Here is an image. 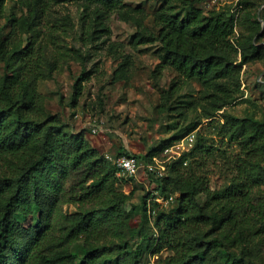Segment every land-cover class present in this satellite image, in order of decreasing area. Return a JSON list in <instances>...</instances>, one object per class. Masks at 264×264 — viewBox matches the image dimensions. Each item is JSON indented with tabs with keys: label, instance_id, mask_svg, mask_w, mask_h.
<instances>
[{
	"label": "trees",
	"instance_id": "trees-1",
	"mask_svg": "<svg viewBox=\"0 0 264 264\" xmlns=\"http://www.w3.org/2000/svg\"><path fill=\"white\" fill-rule=\"evenodd\" d=\"M8 1L0 0V20L9 26L0 36V264H140L145 249L170 250L161 264H248L249 229L262 222L257 233H264V120L224 114L215 123L221 142L238 147L228 163L217 165L220 174L229 172L218 187L207 159L221 145L198 129L201 120L144 155L133 153L152 161L171 141L198 129L192 147L167 164L165 175L150 174L155 191L142 197L146 213L153 198L156 231L134 246L135 230L128 234V228L136 210L128 205L135 191L124 188L128 179L84 130L65 129L63 114L47 110L40 89L69 58H78L79 49L59 41L67 29L50 20L51 0H13L20 14L6 13ZM89 1L98 6L97 25L108 31L109 14L124 1ZM197 1L161 0L153 13L157 31L134 37L136 44L160 42L164 64L180 76L171 90L194 77L212 86L236 70V54L246 63L264 48L254 38L262 23L251 18L264 1L238 0L240 17L229 5L205 12ZM241 22L249 31L236 36ZM85 34H91L88 25ZM89 78L82 69L72 105ZM122 154L130 153L116 155ZM171 195L167 205L156 201ZM69 202L76 211H64ZM79 241L82 252L72 249Z\"/></svg>",
	"mask_w": 264,
	"mask_h": 264
},
{
	"label": "rangeland",
	"instance_id": "rangeland-1",
	"mask_svg": "<svg viewBox=\"0 0 264 264\" xmlns=\"http://www.w3.org/2000/svg\"><path fill=\"white\" fill-rule=\"evenodd\" d=\"M119 9L112 11L106 21L105 31L96 23L95 2L89 0H51L50 20L60 29L59 41L79 49L78 58H69L55 73L54 78L42 81L40 89L48 96L46 108L61 112L66 121V130L85 131V137L103 154L119 152L146 154L159 147L165 139L183 135L193 124L201 120L198 129L212 137L221 149L207 159L213 187L228 180L229 172L220 174L217 165L228 163L238 152V147L228 141L221 142L215 123L223 120L224 114L244 117L254 115L264 120V48L251 60L240 63L242 56H235L236 70L225 78L215 80L212 86L204 85L198 78H190L181 88L171 90L180 76L169 65L164 64L159 41L135 43L136 33L143 35L156 32L153 13L161 0H123ZM263 2L264 0H256ZM238 0H201L197 5L205 12L230 6V12L240 17ZM264 4L252 10V19H259L262 28L254 38L264 44ZM21 13L20 7L9 0L6 13ZM87 25L91 34H85ZM6 18L0 20V36L7 34ZM60 31H62L60 29ZM247 23L236 25V36L247 33ZM90 72L84 89L73 104L74 83L82 69ZM216 104L223 106L213 111ZM213 121L211 123L210 121ZM211 123V124H210ZM98 128L94 131V127ZM198 129L180 139L173 140L155 157L166 165L189 150L196 141ZM156 183L142 167L133 180L124 184L127 192L134 190L128 207H135L130 220L128 234L135 230L134 246L154 236L153 198L144 210L143 195L153 193ZM157 201V200H156ZM159 202V201H158ZM160 203V202H159ZM64 211L74 212L75 204L69 202ZM146 213V214H145ZM262 222L249 230L247 245L250 252L248 264H264V233L258 232ZM83 241L72 246L82 252ZM171 253L164 249L154 253L145 249L140 264H161ZM216 264V263H213Z\"/></svg>",
	"mask_w": 264,
	"mask_h": 264
},
{
	"label": "built area",
	"instance_id": "built-area-1",
	"mask_svg": "<svg viewBox=\"0 0 264 264\" xmlns=\"http://www.w3.org/2000/svg\"><path fill=\"white\" fill-rule=\"evenodd\" d=\"M94 131H97V126L94 127ZM106 158L113 162L117 166V175L122 178L128 179L131 181V177H137L140 169L144 167L147 173L161 177L166 174L167 165L161 162L157 157H153L152 161H147L141 159L138 155L130 153L129 155H111L106 154ZM174 198L171 195L169 198L157 197L156 200L159 201L162 205H167Z\"/></svg>",
	"mask_w": 264,
	"mask_h": 264
}]
</instances>
